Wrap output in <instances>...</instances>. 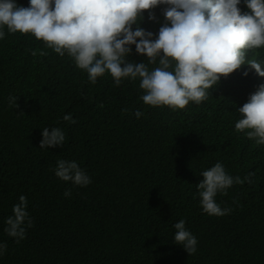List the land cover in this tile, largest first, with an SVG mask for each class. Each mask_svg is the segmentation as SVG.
Masks as SVG:
<instances>
[{
  "label": "trees",
  "instance_id": "obj_1",
  "mask_svg": "<svg viewBox=\"0 0 264 264\" xmlns=\"http://www.w3.org/2000/svg\"><path fill=\"white\" fill-rule=\"evenodd\" d=\"M165 7L146 10L132 30L139 26L155 39ZM238 7L250 12L244 0ZM2 27L0 243L7 250L0 264H264V145L247 138L250 129H235L237 109L264 77L244 64L206 89L199 103L150 106L140 99L146 90L139 77L115 86L106 72L92 84L66 50L61 57L31 33ZM131 47L129 62H143L150 72L160 67L159 58L149 64ZM244 51L246 59L264 61V45ZM10 95L19 107L9 106ZM67 114L76 122L64 121ZM46 127L64 132L62 146L40 148ZM61 159L77 162L91 183L80 187L57 178ZM217 162L241 179L254 173L251 183L217 194L216 202L232 209L220 217L203 213L197 189L201 173ZM21 195L33 226L17 243L5 228ZM181 219L198 241L191 256L174 243L173 225Z\"/></svg>",
  "mask_w": 264,
  "mask_h": 264
},
{
  "label": "clouds",
  "instance_id": "obj_2",
  "mask_svg": "<svg viewBox=\"0 0 264 264\" xmlns=\"http://www.w3.org/2000/svg\"><path fill=\"white\" fill-rule=\"evenodd\" d=\"M240 3L241 0H30L25 8L15 0H0V39L5 37L2 26L13 34L31 33L61 57L66 50L76 66L87 71L92 84L106 72L114 78L115 86L121 84V78L139 77L140 88L146 90L140 99L146 105L184 109L189 101L204 100L206 89L241 65L247 64L249 70L264 77V61L246 59L244 51L264 45V0H244L250 12L243 14ZM157 5L170 7L162 9L165 22L156 38L139 26L133 31L138 18L142 20V14ZM148 19H157L153 11H148ZM132 45L137 54L146 55L149 64H155L159 58L160 67L150 72L143 62H129ZM32 55L35 57L37 52L34 50ZM39 55L47 53L40 51ZM242 74L247 77L249 71ZM8 100L10 107H19L17 96L10 95ZM237 111L241 118L235 124L236 131L250 129L244 133L247 138L264 145V84L258 85ZM134 115L139 118L143 113L137 110ZM63 120L76 122L71 114ZM41 134V149L62 146L65 141V134L58 127H46ZM54 173L75 186L91 183L89 175L75 161L58 160ZM253 175L249 173L243 179L232 176L221 162L203 171V179L197 183L203 213L218 217L230 214L232 209L222 208L215 197L218 193L227 195L235 184L251 183ZM64 196H71V190H66ZM27 203L21 195L13 206V215L6 219L5 232L17 243L25 238L26 229L33 226ZM185 224L181 219L173 225L174 243L182 245L191 256L197 251L198 241ZM6 250L7 244L0 243V255Z\"/></svg>",
  "mask_w": 264,
  "mask_h": 264
}]
</instances>
